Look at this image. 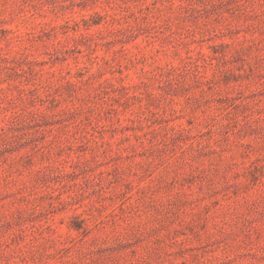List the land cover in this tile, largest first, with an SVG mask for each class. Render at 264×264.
I'll list each match as a JSON object with an SVG mask.
<instances>
[{
  "label": "rangeland",
  "instance_id": "rangeland-1",
  "mask_svg": "<svg viewBox=\"0 0 264 264\" xmlns=\"http://www.w3.org/2000/svg\"><path fill=\"white\" fill-rule=\"evenodd\" d=\"M0 264H264V0H0Z\"/></svg>",
  "mask_w": 264,
  "mask_h": 264
}]
</instances>
